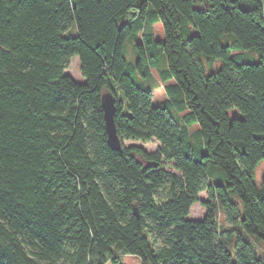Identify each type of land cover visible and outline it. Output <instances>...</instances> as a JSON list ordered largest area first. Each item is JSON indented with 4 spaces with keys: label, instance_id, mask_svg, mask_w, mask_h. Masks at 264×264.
I'll return each mask as SVG.
<instances>
[{
    "label": "trees",
    "instance_id": "1",
    "mask_svg": "<svg viewBox=\"0 0 264 264\" xmlns=\"http://www.w3.org/2000/svg\"><path fill=\"white\" fill-rule=\"evenodd\" d=\"M202 58L222 64L206 74ZM153 69L157 105L133 77ZM262 160L264 0H0V264H264L242 236L231 247L238 225L264 248ZM197 201L205 215L187 218Z\"/></svg>",
    "mask_w": 264,
    "mask_h": 264
},
{
    "label": "rangeland",
    "instance_id": "2",
    "mask_svg": "<svg viewBox=\"0 0 264 264\" xmlns=\"http://www.w3.org/2000/svg\"><path fill=\"white\" fill-rule=\"evenodd\" d=\"M199 6H202V4H199ZM154 28H155V36L157 38H163V28H162L161 21L156 22ZM71 31H72V27H71ZM129 44H130V42L127 41L125 54H126V57L130 59V58L134 57V54L132 52V49L129 47ZM254 60H257L256 55H255V58H251V57L247 56L244 59V61H248V62L254 61ZM201 64L203 66L204 72L206 74H208L212 70L218 69L220 67V65L222 64V60L221 59H215V60L209 61L205 58H202ZM64 72L66 74L70 75L74 80H76L78 82L84 81V78L80 74L79 60H78L77 56H72L70 58L68 67L64 70ZM133 77L135 80H137L138 84L152 88L151 100H152L153 105H157L160 101H162L163 99L168 97V95H167V93L163 87V84L161 83V81L158 77L156 69H153L151 78L139 79L136 75H134ZM237 114L240 115L239 113H237ZM231 115H233V112H231ZM197 126H198L197 124H194L192 128H196ZM132 143L142 145L148 151H154L159 146V142L156 139L147 140V141L131 140V139L130 140H124L125 145H130ZM166 169L171 171V172L178 173L170 165H167ZM263 173H264V160L260 161L259 164L257 165L256 169H255L254 181L257 185H260ZM205 178H206V181L208 183L212 182V183L223 184L226 182L222 168L218 165H215V164L208 165V167L205 171ZM232 196H233L232 198L237 200L236 195L233 194ZM167 197H168V186L164 185V186L159 187V189L155 193L156 200L157 201H163ZM199 198L200 199H206L207 198V192L205 190L201 191L199 193ZM205 213H206L205 207L199 201H197V202L193 203V205L191 206V210H190V213L187 216V218L201 219V218H203ZM218 220H219V222L227 225V222L225 221L224 213L221 209H220V212L218 215ZM235 228H236V231L233 233V236H232L231 247L234 248L237 237L242 236L243 238H245L246 240H248L252 244L257 255L261 256L264 259L263 240L254 234H250V233L245 232L238 225H235ZM161 243H162V240L157 241V245L161 244ZM107 264H110V263H107ZM123 264H140V260H139L138 256H135V255H130V254L124 255L123 256Z\"/></svg>",
    "mask_w": 264,
    "mask_h": 264
},
{
    "label": "water",
    "instance_id": "3",
    "mask_svg": "<svg viewBox=\"0 0 264 264\" xmlns=\"http://www.w3.org/2000/svg\"><path fill=\"white\" fill-rule=\"evenodd\" d=\"M101 105L104 112L105 128L108 136L109 144L119 149L120 139L116 131V125L114 122L115 114V98L110 92H105L101 96Z\"/></svg>",
    "mask_w": 264,
    "mask_h": 264
}]
</instances>
